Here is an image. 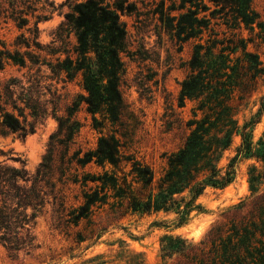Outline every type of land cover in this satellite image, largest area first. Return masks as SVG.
Wrapping results in <instances>:
<instances>
[{"label": "rangeland", "instance_id": "obj_1", "mask_svg": "<svg viewBox=\"0 0 264 264\" xmlns=\"http://www.w3.org/2000/svg\"><path fill=\"white\" fill-rule=\"evenodd\" d=\"M50 1L56 6L54 13L37 25V41L42 50L36 45L32 50L54 59L64 57L65 49L72 51L76 37L67 27L60 29L65 14L70 11L64 4L66 0ZM134 1L138 12L121 16L127 28L126 48L121 53L125 65L120 84L122 113L117 122L107 120L102 131L94 128L93 117L81 100L85 94L81 76L66 82L48 77L42 86L34 81L40 74L51 75L46 66L38 72L39 66L28 63L27 67L20 68L8 62L0 71L1 102L9 98L24 107L30 99L33 105L46 111L45 116L36 120L29 115L31 110L26 109L29 121H34L36 126V131L26 138L8 131L0 132V163L24 168L30 175H35L43 162L49 167L47 203L32 228L38 247L30 253L11 254L0 243V264H178L180 254L163 259L164 245L175 248L180 245L178 239L198 244L215 226L229 227L233 221L259 215L258 204L264 201V182L256 194L259 197L255 198L249 179L252 168L264 171V164L255 159H243L237 164L236 177L229 186L206 188L197 200L200 209H194L182 224L175 212L128 211L125 200L115 196L112 186L103 189L100 177L105 173L115 172L120 183L125 174L128 181L133 179L130 160L118 169L94 160L86 165L79 162L86 152L97 147L102 135H112L120 140L124 157L150 165L158 181L167 168L169 155L184 147L192 131L189 121L203 118L197 100L187 98L184 105L180 100L182 83L191 74L190 60L199 40L180 42L172 38L153 14L154 3L159 0ZM252 7L264 24V0H252ZM9 11L8 3L0 0V49L24 52L26 47L18 44L22 41L19 36L22 33L26 37L33 35L27 28L20 29L9 17ZM35 20L31 18L32 28ZM231 25L212 19L202 42L205 43L211 33H216L218 39L236 35L237 39L246 40L248 52L258 54L264 62L262 30L256 24L254 30L245 25L236 28ZM50 51L57 54L52 56L48 54ZM237 57L243 58L242 49L231 54L232 64ZM30 75L33 82H28ZM11 79L18 82L9 83ZM263 95L264 75L257 76L246 87H234L229 105L234 107L232 113L240 125L258 112ZM6 108L13 110L11 103ZM97 116L103 119L100 114ZM263 135L264 111L254 127V143ZM240 143L241 136L234 134L232 146L223 153L219 167L226 168ZM94 177L98 180H91ZM96 188H100L102 201L92 206L88 217L78 223L70 221L68 214L84 202L86 192ZM257 221L260 223L259 219Z\"/></svg>", "mask_w": 264, "mask_h": 264}, {"label": "trees", "instance_id": "obj_2", "mask_svg": "<svg viewBox=\"0 0 264 264\" xmlns=\"http://www.w3.org/2000/svg\"><path fill=\"white\" fill-rule=\"evenodd\" d=\"M4 1L9 5V17L20 29L27 28L33 37H26L24 33L19 36L22 41L18 44L26 47L24 52L0 49V71L8 62L20 68L27 67L28 63L39 66L38 72L46 66L51 75L40 74L34 81L42 86L48 77L66 82L81 76L85 91L81 100L93 117L94 128L102 131L107 120L117 122L123 107L120 84L125 65L121 53L126 48L127 37L121 16L137 13V2L66 0L64 4L70 11L65 14L60 29L67 27L74 32L76 44L72 51H63L64 57L51 59L32 49L36 45L42 50L37 41V25L50 19L55 4L50 0ZM154 5L153 14L172 38L180 42L192 38L199 40L190 60L191 74L182 83L180 100L183 105L187 98L197 100L203 118L189 121L192 131L184 147L169 155L167 168L158 181L150 165L126 159L120 140L112 135H102L97 147L86 152L79 162L86 165L94 160L97 164H110L118 169L130 160L133 179L128 181L125 174L120 183L115 172L112 175L105 173L100 177L103 189L112 186L115 196L125 200L128 211L141 214L175 212L182 224L194 209H200L197 200L206 188L223 189L234 181L240 161L255 159L264 164V135L257 143L253 141L254 127L264 111V95L260 98L258 112L242 125L234 118V107L229 105L234 87H246L257 76L264 75V62L258 54L248 52L246 40L237 39L236 35L218 39L216 33H211L205 43L202 42L203 33L211 28L212 19H221L235 28L245 25L251 30L256 24L262 30L260 37L263 39L264 24L252 7V0H159ZM32 17L36 18L33 28L30 26ZM240 49L243 58L237 57L232 64L231 54ZM48 54L54 56L57 51ZM30 81L33 82L32 75ZM10 82L18 80L11 79ZM1 101L0 97V132L8 131L26 138L36 131L35 122L29 121L26 109L31 110L29 115L36 120L46 115V111L33 105L30 99L24 107L17 100ZM10 103L12 111L6 108ZM98 114L103 119L100 120ZM234 134L241 136V143L226 168L219 167L223 153L232 146ZM48 168L43 162L35 175H30L24 168L0 163V243L11 254L30 253L38 247L32 228L47 203ZM263 173L257 167L250 172V189L255 198L259 197L256 194L264 182ZM100 194V188L86 192L84 202L68 214L70 221L78 223L88 217L92 206L102 201ZM258 207L260 213L256 217L233 221L229 227L215 226L198 244L178 239L180 245L175 248L164 245L163 259L180 254L178 264H264V201L261 200Z\"/></svg>", "mask_w": 264, "mask_h": 264}]
</instances>
